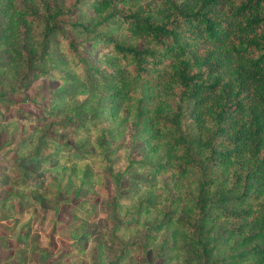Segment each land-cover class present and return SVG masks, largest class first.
<instances>
[{
    "label": "trees",
    "instance_id": "trees-1",
    "mask_svg": "<svg viewBox=\"0 0 264 264\" xmlns=\"http://www.w3.org/2000/svg\"><path fill=\"white\" fill-rule=\"evenodd\" d=\"M47 76L59 81L47 97L55 118H8L21 157L53 155L63 189L76 185L77 236L91 227L93 202L78 204L96 185V149L128 122L144 146L146 178L112 197L115 242L97 239L91 264L146 249L167 264H264V0H0V98ZM69 122L98 130L96 146L88 134L57 142ZM27 184L1 171L0 203Z\"/></svg>",
    "mask_w": 264,
    "mask_h": 264
},
{
    "label": "rangeland",
    "instance_id": "rangeland-1",
    "mask_svg": "<svg viewBox=\"0 0 264 264\" xmlns=\"http://www.w3.org/2000/svg\"><path fill=\"white\" fill-rule=\"evenodd\" d=\"M58 82L55 76L37 77L28 82L20 95L0 98V172H13L28 179L22 194L10 195L4 204L0 203V264H91L89 253L97 239H105L107 246L115 242L110 235L114 225L112 197L130 193L146 178V169L139 161L144 155V146L142 141L132 137V124L128 122L121 139L107 141L105 137L104 153L98 148L94 153L98 158L89 160L97 173L96 185L86 192L89 196L87 201L78 205L89 208L88 202H93L94 208L87 215L91 227L88 233L75 234L70 221L71 205H77V200L71 197L76 185L68 192L63 189L67 177L60 175L59 169L53 167L57 161L53 155L44 161L21 157L18 145L22 131L15 119L8 118L18 108L36 115L42 121L54 119L47 97ZM73 98L80 101L84 93L76 94ZM10 99L14 102H10ZM3 105H7V108ZM65 114H60L56 119L62 120ZM85 114V111L81 113ZM101 123L110 124L108 119L101 120ZM86 128L77 127L72 122L64 123L54 137L57 142L66 140L72 144L78 143L81 135L88 134L92 136V148L96 146L98 130L90 132ZM55 177L60 183L58 189L49 184ZM80 194H83L82 190ZM65 201H69V204ZM123 216L120 215V218ZM116 233L121 234L119 230ZM128 235L129 240L136 239L135 233ZM5 239L9 241L6 244ZM69 244H74L77 249L64 251ZM46 255L49 256L48 260ZM128 259L129 264H167L163 257H155L150 249L133 251Z\"/></svg>",
    "mask_w": 264,
    "mask_h": 264
}]
</instances>
